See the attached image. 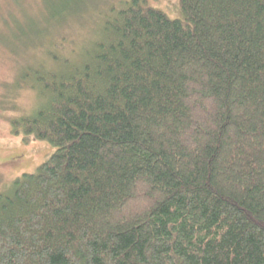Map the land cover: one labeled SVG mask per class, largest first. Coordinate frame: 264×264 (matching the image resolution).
I'll list each match as a JSON object with an SVG mask.
<instances>
[{"label": "trees", "instance_id": "16d2710c", "mask_svg": "<svg viewBox=\"0 0 264 264\" xmlns=\"http://www.w3.org/2000/svg\"><path fill=\"white\" fill-rule=\"evenodd\" d=\"M181 8L35 71L16 133L56 152L0 195V264H264V0Z\"/></svg>", "mask_w": 264, "mask_h": 264}, {"label": "rangeland", "instance_id": "374dc122", "mask_svg": "<svg viewBox=\"0 0 264 264\" xmlns=\"http://www.w3.org/2000/svg\"><path fill=\"white\" fill-rule=\"evenodd\" d=\"M128 0H0V195L55 154L48 142L18 135L16 122L42 108L37 72L81 63ZM174 20L181 0H146ZM108 18V19H107ZM63 63V64H62ZM62 64V65H61Z\"/></svg>", "mask_w": 264, "mask_h": 264}]
</instances>
